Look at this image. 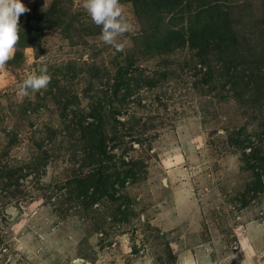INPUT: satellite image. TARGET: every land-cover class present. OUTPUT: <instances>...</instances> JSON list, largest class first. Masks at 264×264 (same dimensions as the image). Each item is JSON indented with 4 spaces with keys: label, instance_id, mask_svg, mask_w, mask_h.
Wrapping results in <instances>:
<instances>
[{
    "label": "rangeland",
    "instance_id": "rangeland-1",
    "mask_svg": "<svg viewBox=\"0 0 264 264\" xmlns=\"http://www.w3.org/2000/svg\"><path fill=\"white\" fill-rule=\"evenodd\" d=\"M137 1L119 0L117 51L83 0H22L0 67V264H264V0H214L196 38L184 15L150 42ZM42 66L47 87L21 95Z\"/></svg>",
    "mask_w": 264,
    "mask_h": 264
},
{
    "label": "clouds",
    "instance_id": "clouds-1",
    "mask_svg": "<svg viewBox=\"0 0 264 264\" xmlns=\"http://www.w3.org/2000/svg\"><path fill=\"white\" fill-rule=\"evenodd\" d=\"M82 6L92 23L100 27V40L121 51L124 45L117 42V37L128 32L131 26L123 15L119 0H83ZM26 11L28 9L22 0H0V67L14 55L19 39L18 20ZM50 79L46 66H42L20 83L19 93L28 95L29 89L38 91L46 88Z\"/></svg>",
    "mask_w": 264,
    "mask_h": 264
},
{
    "label": "trees",
    "instance_id": "trees-1",
    "mask_svg": "<svg viewBox=\"0 0 264 264\" xmlns=\"http://www.w3.org/2000/svg\"><path fill=\"white\" fill-rule=\"evenodd\" d=\"M198 1H200V5L195 8L189 6L187 4L189 1L186 0H138L135 5L141 20L142 31L137 38L147 42L157 40L159 36L167 35L169 32L175 31L178 25H182L184 15H187L189 19L192 37L196 38L199 32L206 28V15L209 14L212 17L211 13H214V9H217L219 5L214 0ZM193 8L194 11H192ZM92 127L90 126L89 129ZM93 132L94 136L92 135V137L98 150L97 160L99 162L95 176L98 178V183L102 184L107 182L108 177H105V172L113 161L105 150L102 128ZM110 187L114 188V184L110 183Z\"/></svg>",
    "mask_w": 264,
    "mask_h": 264
}]
</instances>
